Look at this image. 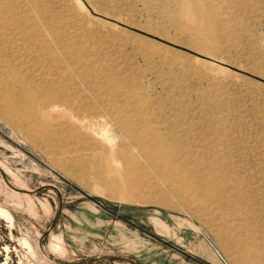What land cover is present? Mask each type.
<instances>
[{
    "label": "rangeland",
    "instance_id": "obj_1",
    "mask_svg": "<svg viewBox=\"0 0 264 264\" xmlns=\"http://www.w3.org/2000/svg\"><path fill=\"white\" fill-rule=\"evenodd\" d=\"M57 1L110 65L138 69L135 96L152 103L157 115L148 117L163 137L175 131L187 147L223 138L217 149L253 192L254 217L222 220L213 205L182 201L144 163L140 191L114 197L70 167L78 142L43 146L0 111V209L10 215L0 212V264H264V0ZM191 1L205 12L215 58L175 22ZM111 124L102 120L120 143Z\"/></svg>",
    "mask_w": 264,
    "mask_h": 264
},
{
    "label": "bare ground",
    "instance_id": "obj_2",
    "mask_svg": "<svg viewBox=\"0 0 264 264\" xmlns=\"http://www.w3.org/2000/svg\"><path fill=\"white\" fill-rule=\"evenodd\" d=\"M204 14L199 4L185 2L175 22L197 50L215 58L217 47ZM79 18L57 0H0V111L43 146L78 142L81 153L69 159L70 167L114 197L130 200L140 191L144 163L174 187L180 200L213 205L222 220L253 218V192L235 176L233 163H225L229 156L217 149L223 138H191L187 147L184 141L190 138L175 131L163 137L148 117L157 115L152 103L135 96L138 69L118 61L110 65L100 45L88 43ZM102 120L118 128L120 143L103 130Z\"/></svg>",
    "mask_w": 264,
    "mask_h": 264
}]
</instances>
